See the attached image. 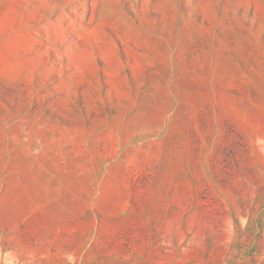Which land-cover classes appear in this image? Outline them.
<instances>
[{
    "label": "rangeland",
    "instance_id": "rangeland-1",
    "mask_svg": "<svg viewBox=\"0 0 264 264\" xmlns=\"http://www.w3.org/2000/svg\"><path fill=\"white\" fill-rule=\"evenodd\" d=\"M0 264H264V0H0Z\"/></svg>",
    "mask_w": 264,
    "mask_h": 264
}]
</instances>
